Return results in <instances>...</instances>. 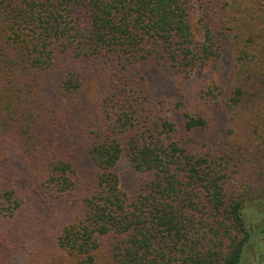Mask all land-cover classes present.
<instances>
[{
    "label": "trees",
    "instance_id": "1",
    "mask_svg": "<svg viewBox=\"0 0 264 264\" xmlns=\"http://www.w3.org/2000/svg\"><path fill=\"white\" fill-rule=\"evenodd\" d=\"M226 54V108L262 123L264 0H0V217L61 205L55 264H242L264 182L200 151L216 103L178 87Z\"/></svg>",
    "mask_w": 264,
    "mask_h": 264
},
{
    "label": "rangeland",
    "instance_id": "2",
    "mask_svg": "<svg viewBox=\"0 0 264 264\" xmlns=\"http://www.w3.org/2000/svg\"><path fill=\"white\" fill-rule=\"evenodd\" d=\"M198 9V4L197 7L191 8L192 25L196 39L201 41V33L197 30ZM195 73L181 78L178 87L188 88L190 93L198 98L199 107L216 103L209 129L205 131V138L195 140L200 151L223 160L222 162L228 165L229 174L234 177L237 186L241 188L247 186L250 190L261 183L259 185L261 187L264 182V133H261L264 121L261 123L255 111L251 113L246 109V104L243 113L241 109L232 111L226 108L230 88L233 86L231 78L234 74L229 55H225L219 66L205 68ZM261 78L264 79V75ZM160 86H168V83L162 82ZM224 94L227 95L225 98ZM222 100H225V105ZM258 104L264 106V92ZM255 129L257 133L254 132ZM117 171L124 193L129 196L135 194L139 178L141 180L139 173H136L124 158L119 162ZM244 206L249 208L245 219L252 218V222L258 227L264 223V197L251 204L245 203ZM26 213L28 217L26 220L22 219L23 228L18 226L16 221L22 214H15L10 218L0 217V264H55L57 254L49 242L57 237L63 227L61 220L68 216V212L60 205L56 206L54 214L51 213L50 217L39 216L30 208L26 209ZM255 241L248 245L242 264H264V233L256 237Z\"/></svg>",
    "mask_w": 264,
    "mask_h": 264
}]
</instances>
